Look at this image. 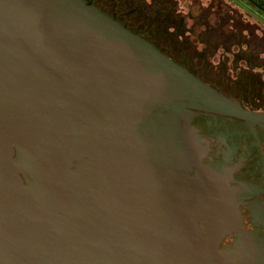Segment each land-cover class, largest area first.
Masks as SVG:
<instances>
[{
	"label": "water",
	"instance_id": "water-1",
	"mask_svg": "<svg viewBox=\"0 0 264 264\" xmlns=\"http://www.w3.org/2000/svg\"><path fill=\"white\" fill-rule=\"evenodd\" d=\"M195 109L264 118L91 0H0V264H264Z\"/></svg>",
	"mask_w": 264,
	"mask_h": 264
},
{
	"label": "rangeland",
	"instance_id": "rangeland-1",
	"mask_svg": "<svg viewBox=\"0 0 264 264\" xmlns=\"http://www.w3.org/2000/svg\"><path fill=\"white\" fill-rule=\"evenodd\" d=\"M100 3L109 10L117 4L119 12L132 9L134 14L125 18L130 26L142 22L144 33H150L166 53L182 59L207 80L264 96V10L249 0Z\"/></svg>",
	"mask_w": 264,
	"mask_h": 264
},
{
	"label": "flooded vegetation",
	"instance_id": "flooded-vegetation-1",
	"mask_svg": "<svg viewBox=\"0 0 264 264\" xmlns=\"http://www.w3.org/2000/svg\"><path fill=\"white\" fill-rule=\"evenodd\" d=\"M91 1L132 30H138L142 36L159 47L150 33H144L142 22L132 27L125 21V18L134 14L132 9L119 12L117 4L114 10H109L106 9V4L100 3L104 0ZM176 60L206 82L241 102L247 109L264 111V96L259 97L255 93L251 95L247 88L239 86L226 88L221 83L207 80L195 69L186 65L182 59ZM191 124L207 144L202 163L213 165L216 178L225 187L224 202L233 213L229 222L233 223L236 220L238 226H243L264 240V118H246L229 113L195 109ZM195 173L193 169L188 175L192 176ZM226 210L225 208V212ZM237 235L238 231L231 229L222 236L220 245H232Z\"/></svg>",
	"mask_w": 264,
	"mask_h": 264
},
{
	"label": "trees",
	"instance_id": "trees-1",
	"mask_svg": "<svg viewBox=\"0 0 264 264\" xmlns=\"http://www.w3.org/2000/svg\"><path fill=\"white\" fill-rule=\"evenodd\" d=\"M112 2L114 0H111ZM252 4L258 6V7H261L263 10H264V0H249ZM117 4H120L119 2H117ZM126 4V3H125ZM146 4V3H145ZM160 47V46H159ZM161 50H163L161 47H160ZM164 51V50H163ZM165 52V51H164ZM249 62L250 60H252L251 57L248 58ZM252 64V62H250ZM249 63V64H250Z\"/></svg>",
	"mask_w": 264,
	"mask_h": 264
}]
</instances>
